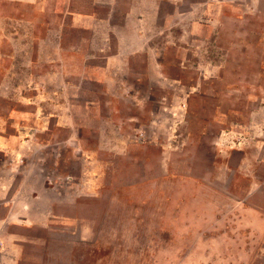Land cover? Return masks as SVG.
Wrapping results in <instances>:
<instances>
[{
	"label": "rangeland",
	"instance_id": "374dc122",
	"mask_svg": "<svg viewBox=\"0 0 264 264\" xmlns=\"http://www.w3.org/2000/svg\"><path fill=\"white\" fill-rule=\"evenodd\" d=\"M0 264H264V0H0Z\"/></svg>",
	"mask_w": 264,
	"mask_h": 264
}]
</instances>
